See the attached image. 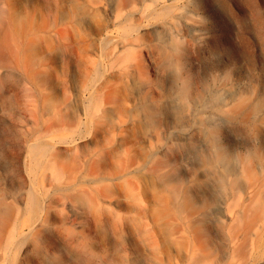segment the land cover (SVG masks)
<instances>
[{"label": "bare ground", "instance_id": "1", "mask_svg": "<svg viewBox=\"0 0 264 264\" xmlns=\"http://www.w3.org/2000/svg\"><path fill=\"white\" fill-rule=\"evenodd\" d=\"M207 1L0 0V264H264V99L184 65Z\"/></svg>", "mask_w": 264, "mask_h": 264}, {"label": "rangeland", "instance_id": "2", "mask_svg": "<svg viewBox=\"0 0 264 264\" xmlns=\"http://www.w3.org/2000/svg\"><path fill=\"white\" fill-rule=\"evenodd\" d=\"M207 3L214 7V11L205 14L206 18L201 24L207 36L202 42L191 45L190 52L184 60L186 69L190 70L192 67L195 69L200 84L215 82L219 85L223 82L229 65V82L234 90L237 88L242 95L264 99V0H208ZM217 15L219 20L215 19ZM224 34L230 37L231 47L228 46ZM167 68L168 73L166 70L162 75L164 77L168 74L166 92L172 86L173 76L169 72L174 70L172 65ZM70 79L68 78L64 87L73 91ZM61 91L62 88L59 93ZM227 134L235 143H251L255 137L248 127L240 123L228 125ZM4 135L0 127V136ZM56 135L64 137L67 133L60 132ZM8 151L7 146L0 149L2 175L5 169L12 167L14 163ZM124 156L123 154L122 158Z\"/></svg>", "mask_w": 264, "mask_h": 264}]
</instances>
